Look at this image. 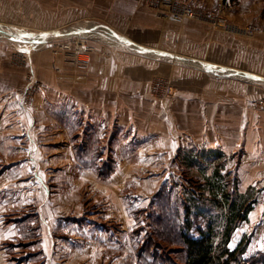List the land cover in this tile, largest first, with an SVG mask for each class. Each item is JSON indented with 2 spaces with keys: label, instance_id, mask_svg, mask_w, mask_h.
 <instances>
[{
  "label": "crops",
  "instance_id": "0c3cea01",
  "mask_svg": "<svg viewBox=\"0 0 264 264\" xmlns=\"http://www.w3.org/2000/svg\"><path fill=\"white\" fill-rule=\"evenodd\" d=\"M73 1L70 7L66 0H58L59 13L68 14L73 21L92 16L124 44L111 43L106 37L108 45L119 48L101 45L83 68H66L58 61L61 71L55 74L56 81L54 76L44 81L45 97L53 96L50 93L60 100L68 97L78 112L86 111L82 124L75 114L73 119L52 114L49 103V108L36 106V112L2 111L0 106V264H18L16 260L19 264H40L39 254L47 264H80L86 253L88 259L96 255L99 241H107L116 232L118 226L107 222H129L128 210H122L119 203L115 211L110 203L116 176L102 180L90 171L79 170L74 161L75 143L67 127L70 123L74 121V137L86 132L93 121L103 123V135L110 136L111 128L106 126L114 120L120 126L118 136L131 126V135H143L133 109L160 104L151 93L160 78L171 81L177 91L166 105L184 106L186 111L191 106L194 116L200 110L195 118L204 122L235 120L239 115L234 112L229 118L225 106L245 104L249 114L256 93L247 82L233 75L216 76L208 68L244 71L264 78V0ZM32 2L0 0V24L16 25L18 20L26 24L32 19ZM174 2L189 3L201 11L222 7L229 20L254 27L257 34L240 37L201 19L172 20ZM65 84L71 91L65 90ZM210 128L209 123L202 126L205 141H210L212 148L222 146L224 136L219 131H207ZM85 189L94 196L92 210L86 209ZM101 202H106L105 207ZM32 215L40 224L37 245L36 239L24 238L21 232V223ZM111 242L101 249L118 250ZM23 244L32 245L25 249ZM67 255L73 260L65 263L62 257Z\"/></svg>",
  "mask_w": 264,
  "mask_h": 264
},
{
  "label": "rangeland",
  "instance_id": "374dc122",
  "mask_svg": "<svg viewBox=\"0 0 264 264\" xmlns=\"http://www.w3.org/2000/svg\"><path fill=\"white\" fill-rule=\"evenodd\" d=\"M66 1V6L72 7L74 1ZM32 3V19H27L26 24L20 23V20L16 25L0 24V106L2 111L24 112L30 109L36 112V106L43 104L48 107L52 105L51 110L49 109L52 114L70 119H73L72 116L75 114L79 123L82 124L85 121L83 115L86 114V111L82 109L78 112V106L76 108L68 97H65V100H60V98L57 99L56 94L51 93L50 95L53 96L45 97L44 93L42 94L44 81L48 80L49 76L55 78V74L61 71L58 61L66 68H83L90 64L78 65L68 53L62 50L64 44L74 42L79 35L89 37L96 50L101 45L119 47L106 43L105 40L108 37L105 33L108 32L103 29L105 27L110 31L111 29L96 21L92 16L73 21L72 17H68V14L59 13L58 0H33ZM92 22L96 23L92 28L79 29L81 26L84 28L90 26ZM13 26L17 28L14 29ZM93 31L97 34H91ZM115 36L117 39L114 38L119 44H124V42H120V37L116 33ZM114 38L110 39L112 43L116 42ZM122 44L121 46H123ZM208 69L211 74L216 76L228 78L233 75L232 78L241 79L250 84L252 87L249 89L256 93L255 100L249 104L250 111L255 112V115L251 112L247 113L249 109L245 104L241 107L234 105L237 106L235 110L233 105H228L225 106V109L229 118H232L231 116L235 112V115H239L240 120L209 122L197 120L195 116L200 115V110L194 116L190 111L191 106L186 111L184 106L166 105L168 100L174 98L177 91L171 81L160 78L156 81L153 92H151L153 97L160 101V104L143 106V108L138 105L137 110L133 109L138 113L135 121L142 128L140 132L143 135H131V126L128 130H124L122 137L118 136L120 126L116 122L117 120H114L112 124L107 123L106 129L111 128L112 131V134L110 136L108 134L107 137L103 135L105 133L103 123L98 122L99 125L93 121L90 123L92 126H86V132L83 131L81 136L76 135V137L73 136L75 133L73 130L74 121L67 126L71 142L76 146L72 145L74 161L79 170L81 172L90 171L102 180H110L116 176L115 180H112L114 190L110 203L115 211L118 209L117 205L121 203L122 210H128L129 219V222H125V219L120 223L115 220V222H107L113 227L118 226L116 232L107 241H99L101 244H99L100 248L95 249L96 255L88 259V253H86V258H82L80 264H141L137 258L138 246L143 243L144 237L148 236L149 229L145 227L147 226L145 216L147 212L151 213L152 211L154 195L161 192L162 189L173 192L179 189V193L184 194L185 197L186 193L190 192V196L193 195L195 199L200 198L199 207L202 208L205 218L202 217L199 223L205 227L208 222L213 221L216 225L218 252L221 251L224 243L233 250L240 242L244 241L246 250L241 255V264H263L264 78L244 71H232L215 66ZM65 88V90L71 91L68 89L71 88L68 84H65ZM44 99L48 100L44 102ZM129 107L133 108V106ZM198 107L200 108V106ZM206 123L212 126L207 131H211L213 134L219 131V134L224 136L222 146L212 148L210 147L211 142L205 141L202 126ZM77 126L79 127V125ZM96 149H99L98 152ZM188 152L197 156V160L193 162V166L186 168L183 158L188 156ZM97 153H102V157L96 159L97 166H102L99 164L101 161L108 160L115 168H113L114 172L106 178L101 177L95 169H90L89 165L94 162ZM215 154H218L219 158H216ZM218 165L222 166L221 182L227 185V194L230 193V200H238L237 203L241 202L244 207L251 206V210L247 214L248 218L236 220L231 226V228L233 227L231 233L226 232L230 225L228 224L229 210L215 207L217 201L213 198V191L209 183V179L213 176ZM117 180L121 182H117ZM87 191L86 189L83 191L86 195L85 197L82 194L83 200L86 209L92 210L94 196L92 197L91 192L87 193ZM175 195L179 199H185L178 193H174L172 197H176ZM220 197L226 196L219 193ZM164 201L163 197L162 202L158 200L157 209L166 207ZM174 201L172 200V204ZM101 203L103 206L106 205V202ZM98 208L100 207L96 209ZM118 217L121 219L120 215ZM155 220H158L157 217ZM39 237H41L40 234ZM110 241L114 243V246L119 247L115 248L118 250L104 252V249L101 248L106 247ZM155 254L161 258L169 257V255L176 256L168 250L165 244H162L161 249H158ZM40 256L39 254L37 257L38 262L47 264L45 258L43 260ZM70 258L68 255L66 258L62 257L65 263L69 262ZM16 262L19 264V260ZM167 263L172 264L169 261Z\"/></svg>",
  "mask_w": 264,
  "mask_h": 264
},
{
  "label": "trees",
  "instance_id": "16d2710c",
  "mask_svg": "<svg viewBox=\"0 0 264 264\" xmlns=\"http://www.w3.org/2000/svg\"><path fill=\"white\" fill-rule=\"evenodd\" d=\"M98 150L96 149L97 152ZM214 156L219 158L218 154ZM97 157H102V153H97L94 162L89 165L90 169H95L101 177L106 178L114 172L115 168L108 160L101 161L102 163L99 164H102V166H97ZM196 160L197 156H194L191 152H188V156L186 155L183 158L186 168L193 166V162ZM221 167L218 165L213 176L209 179V183L213 191V198L217 201L215 207L229 210L228 224L230 225H228L226 232L231 233L233 231L231 226L236 220L248 218L247 214L251 210V206L244 207L241 202L237 203L238 200H230V193L227 194V185L221 182L223 177ZM177 190L173 192L172 190L162 189L161 192L154 195L151 205L152 211L151 213L147 212L145 216L147 218V226L145 227L149 228L148 236L144 237L143 243L138 246L137 258L139 262L141 264H169L168 261L172 264H241V255L246 250L245 242H240L233 250L224 243L221 251L218 252L216 225L213 221L208 222L205 227L199 223L202 217L205 218L202 208L199 207L200 198L195 199L193 195L190 196V192L186 193L185 197L184 194L179 193V189ZM174 193L184 196L185 199H179L176 195L173 198ZM219 193L224 194L226 197L219 198ZM162 197L165 200L163 203L166 207L159 210L156 204L158 200L162 202ZM240 198L242 197L240 196ZM172 200H175L173 204ZM178 200L180 202H177ZM36 217L33 215L26 217L24 222L21 223V232L24 238L36 239L35 244L37 245L40 241V224ZM155 217L158 220H155ZM162 244L167 245L168 250L176 256L169 255V257L163 256L161 258L156 255V251L158 252V249H161ZM31 245L23 244L21 247L27 249ZM156 247L158 249H155Z\"/></svg>",
  "mask_w": 264,
  "mask_h": 264
},
{
  "label": "built area",
  "instance_id": "2783aa9c",
  "mask_svg": "<svg viewBox=\"0 0 264 264\" xmlns=\"http://www.w3.org/2000/svg\"><path fill=\"white\" fill-rule=\"evenodd\" d=\"M171 10L170 18L175 21H182L186 18L201 19L213 27L220 28L230 34L248 37H254L257 31L254 27L240 26L231 22L222 7H217L210 11H201L189 3L174 2ZM105 28L103 29L104 31L106 30ZM62 50L68 53L78 65L86 66L90 63L96 47L89 40V37L79 35L74 42L64 44Z\"/></svg>",
  "mask_w": 264,
  "mask_h": 264
},
{
  "label": "bare ground",
  "instance_id": "6f19581e",
  "mask_svg": "<svg viewBox=\"0 0 264 264\" xmlns=\"http://www.w3.org/2000/svg\"><path fill=\"white\" fill-rule=\"evenodd\" d=\"M92 27H93V26H88V27H85V28H84V26H81V27H79V29H87V28H92ZM107 32H108V33H107V34L105 33V35H107L108 39H112V38H114V37L116 38V36L113 34L112 31L107 30ZM91 34H97V32H94V31H93ZM108 34H109V35H108ZM115 38H114V39H115ZM116 39H117V38H116ZM116 39H115V41H117ZM111 43H112V42H111ZM149 52H150V51H149Z\"/></svg>",
  "mask_w": 264,
  "mask_h": 264
}]
</instances>
